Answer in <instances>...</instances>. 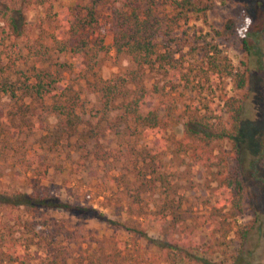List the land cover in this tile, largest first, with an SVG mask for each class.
I'll list each match as a JSON object with an SVG mask.
<instances>
[{"label":"trees","instance_id":"16d2710c","mask_svg":"<svg viewBox=\"0 0 264 264\" xmlns=\"http://www.w3.org/2000/svg\"><path fill=\"white\" fill-rule=\"evenodd\" d=\"M32 10L41 15L30 29L27 13ZM210 10V0H0V157L14 161L22 181L21 189L0 191V208L2 213L18 212L13 217L16 223L26 218L23 238L0 233V264H157L172 253L183 257L185 250L198 249L188 228L179 231L180 240L169 238L165 243L134 227L132 243L120 239L119 229L126 227L119 218L124 214L121 200L108 198L112 205L105 206L112 207L116 217L111 219L93 204H82L79 196L67 201L51 194L44 185L50 166L36 161V151L29 154L28 138L38 131L41 148L54 154L70 150L83 166L109 162L103 144L105 125L121 138L172 139L174 154L215 171L222 209H228L225 218L235 211L221 228L225 236L237 235L241 245L247 241L252 227L236 219L245 201L243 178L239 169H229L231 158L238 165L242 162V100L226 95L220 100L223 110L202 114L167 94L159 100L164 90L156 85L150 91L147 84L148 72L166 76L182 65L183 51L194 41L196 45L203 41V57L217 49L208 42L211 34L192 39L185 30L192 18L205 17ZM236 30L235 21L229 20L213 40L229 42ZM109 34L116 60L127 58L129 67L104 79L98 58L108 53ZM256 35L242 38L249 55ZM260 37L264 42V28ZM223 59L218 64L209 60L213 72L231 79L235 91L246 89L248 70L236 71ZM83 81L97 94L99 108L93 116L97 122L86 120L78 88ZM114 111L117 122L111 120ZM51 116L57 118L54 127L49 125ZM181 124L183 135L175 138L173 130ZM216 143L230 148L216 151ZM261 159L264 149L258 162ZM50 212H63L68 218L56 219ZM84 218L105 222L115 231L96 236L81 227Z\"/></svg>","mask_w":264,"mask_h":264},{"label":"rangeland","instance_id":"374dc122","mask_svg":"<svg viewBox=\"0 0 264 264\" xmlns=\"http://www.w3.org/2000/svg\"><path fill=\"white\" fill-rule=\"evenodd\" d=\"M210 6L205 17L192 18L185 30L192 39L211 34L208 42L217 46V52L203 57V41L199 45L194 41L183 51L182 65L166 76L148 72L147 84L150 91L156 85L164 90L159 100L167 94L179 98L180 104L201 110L202 114L223 110L224 104L220 100L226 95H235L242 100V162L238 165L231 158L229 169H239L245 187L243 212L236 219L239 224L251 226L252 230L243 245L237 235L230 232L225 236V230L221 228L225 219L228 223L231 221L235 211L225 218L228 209H222L215 171L195 165L189 156L174 154L172 139L169 143L162 137L148 140L121 138L113 135L112 127L105 125L103 144L110 153L109 162L83 166L73 152L69 155L70 150L54 154L41 148L39 134L42 132L38 131L36 136L28 138L29 154L34 155L36 151V161L44 168L50 166L44 185L51 194L67 201L79 196L82 204H93L111 219L116 217L112 207L105 206L112 205L108 198L121 200L124 214L119 218L126 222V227L119 229L120 239L132 243L133 227L159 243H165L169 238L179 239V231L184 228L193 232L198 249L185 250L183 257L172 253L157 264H264V159L258 162L264 149V42L260 37L264 28V0H210ZM40 15V10L27 13L28 28L36 25ZM229 20L235 21L237 36L229 42L213 40L215 32L221 31ZM247 33L258 34L251 55L242 42ZM107 46L108 53L98 58L99 74L104 79L123 73L129 67L127 58L116 60L111 34L107 37ZM222 59L236 71L248 70L246 89L235 91L231 79L220 78L213 72L209 60L218 64ZM78 88L87 110L86 120L97 122L98 119L93 117L99 108L97 94L84 81ZM116 115L117 111H114L112 121H118ZM56 123L57 118L51 116L50 127ZM182 135L181 124L173 130V136L180 138ZM215 146L216 151L219 147L230 148L229 144L216 143ZM16 168L10 157H0V191L21 189V174ZM1 210L0 233L9 238H23L22 224L23 221L26 223V218L16 223L13 217L18 212L2 213ZM50 214L60 220L68 218L63 212ZM79 223L84 230L99 237L110 236L115 231L109 224L94 218L80 219ZM141 237L138 235L137 239L144 246L147 241ZM152 252L163 255L161 250L153 249Z\"/></svg>","mask_w":264,"mask_h":264}]
</instances>
